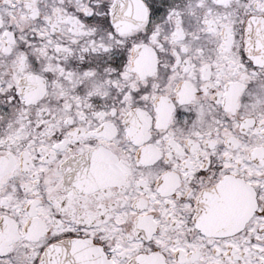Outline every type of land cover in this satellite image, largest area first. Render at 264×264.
Segmentation results:
<instances>
[{"label":"snow or ice","instance_id":"1","mask_svg":"<svg viewBox=\"0 0 264 264\" xmlns=\"http://www.w3.org/2000/svg\"><path fill=\"white\" fill-rule=\"evenodd\" d=\"M0 264H264V0H0Z\"/></svg>","mask_w":264,"mask_h":264}]
</instances>
